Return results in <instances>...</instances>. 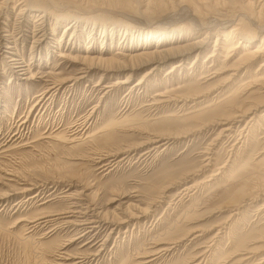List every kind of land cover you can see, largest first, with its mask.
<instances>
[{
  "label": "rangeland",
  "instance_id": "1",
  "mask_svg": "<svg viewBox=\"0 0 264 264\" xmlns=\"http://www.w3.org/2000/svg\"><path fill=\"white\" fill-rule=\"evenodd\" d=\"M129 1L0 0V264H264V0H225L213 15L231 21L210 26H192L188 8L150 13L171 0ZM116 26L135 37L123 44ZM163 29L203 46L140 85L155 63L78 73L88 54L154 49ZM231 117L234 131L221 132ZM82 216L93 227L71 222Z\"/></svg>",
  "mask_w": 264,
  "mask_h": 264
},
{
  "label": "bare ground",
  "instance_id": "2",
  "mask_svg": "<svg viewBox=\"0 0 264 264\" xmlns=\"http://www.w3.org/2000/svg\"><path fill=\"white\" fill-rule=\"evenodd\" d=\"M161 1V0H160ZM111 2L117 6H120L121 8H125V9H131V5L132 3L129 1V0H111ZM215 4L214 6H208L207 5V1L206 0H175L171 2L168 1V3H171V8L167 9V4H163V3H157L155 5H153L152 7H150V9L152 10V12H150L151 14H159L160 17L163 19L167 18V17H173V16H180L184 10H188L190 9L189 11L192 10L193 14H194V17L193 19L196 20L195 23L197 24H192V26H198V25H204V26H210V25H219V24H225L226 22L228 21H231L229 20L227 17L226 18H222V12H217L215 13L217 16H214V11L215 10H219L218 7L221 5V4H226V1H220V0H214ZM212 3V2H211ZM71 5V4H70ZM264 3L262 4V7H263ZM72 7V6H71ZM169 7V6H168ZM100 8V7H99ZM188 8V9H187ZM214 8V9H212ZM220 11V10H219ZM116 12V11H115ZM185 12V11H184ZM260 12V11H259ZM150 13H143V15L145 14H150ZM184 14V13H183ZM189 14V13H188ZM187 14V15H188ZM245 14V13H244ZM186 15V14H185ZM190 16V15H189ZM192 16V15H191ZM255 16V15H254ZM43 17V16H41ZM240 17V16H239ZM259 17V16H258ZM192 18V17H191ZM43 19V18H42ZM213 19V20H212ZM251 19V18H250ZM254 19V18H253ZM259 19V18H258ZM240 21L243 20L239 19ZM255 20V19H254ZM252 20V21H254ZM210 21V22H209ZM240 21L238 22V24H241ZM38 22V21H37ZM256 22V21H255ZM77 22H74L73 24V21L72 23L68 24L66 26V29H65V32L68 31L69 29L73 28L74 26H77L76 24ZM43 24V23H42ZM190 25V24H189ZM258 25V24H257ZM34 27H41V30L40 32H43L41 35L38 34V36L40 35V37H45L46 35V30H44V28L42 27L41 23H38L37 25H35ZM191 27V26H190ZM258 27H264V24H259ZM36 29V28H35ZM239 27L235 26L233 29H231V33H233L234 31L238 30ZM37 30V29H36ZM106 30V26L103 27L102 29V32H104ZM125 32V39L122 41V39L120 41L123 42V44L126 42V37L129 36V34H131V36L135 37L136 34H133L132 30L129 29V27H125V29H117V26L116 27H112L111 28V31L114 33L118 32L119 33L121 31ZM39 31V30H37ZM94 31V29L92 30ZM184 31V30H183ZM35 32V31H34ZM74 32V31H73ZM72 32V34H73ZM141 32L139 34H137V36H140L141 35ZM129 33V34H128ZM106 34V31L104 32V35ZM117 34V33H116ZM151 32L150 31H147L146 32V36L147 38H149ZM196 31H188L186 30L185 32V35H189V37L191 36H194L196 35ZM174 35H175V32H170V31H166L165 29L162 30L161 33H153V37L155 39V41L157 42L156 43V46L154 49H152L149 44H141V46H138L137 45H134L132 47V49L134 50H128L129 52L128 53H123L122 51H118L115 53V55L113 56H110L109 55L107 56V52L108 51H105L103 52V54L99 53L98 55H91V54H88L84 57H82V60H83V63L84 65H86V67H84L81 71H79L78 73L79 74H85L86 73V68H91V67H99V68H103V69H108L110 71H113L114 69H118V68H121L123 70L125 69H133L135 67H138V66H141L143 64H146V63H155V66L153 67V69H150L148 70L144 75L143 77L136 82V85H140L141 82H144L146 80V78H148V76L153 73L152 71L153 70H156L158 68H160L162 66V64H164L166 61H168L170 59V57H173V56H177V57H181L180 60H178L177 62H175L174 64H172V68L170 70V72L172 71H176L178 68L182 67L185 63H186V59L185 56L187 55V52L188 51H191L193 50L194 48H197V47H202L203 46V43L204 41L203 40H199V41H195V42H190V43H183V42H179V41H175L173 43V38H174ZM37 36V37H38ZM171 36V37H170ZM177 36V35H176ZM175 36V39H178V37ZM245 35H243L241 38H244L247 40V37L245 38L244 37ZM34 37V36H33ZM38 37V42L40 43L41 41L43 40H40L42 38ZM96 36L93 35V37H91V39H95ZM7 38V37H6ZM47 38V37H46ZM105 38V37H104ZM187 39V37H184V39ZM138 39V38H137ZM8 40V39H7ZM35 40V39H34ZM139 41H141V39L139 38L138 39ZM250 40V39H249ZM36 41V40H35ZM167 41H171L170 43V46H167V47H164L165 45L163 44L164 42H167ZM9 42V41H8ZM15 43V42H14ZM42 43V42H41ZM241 43V42H240ZM244 43V42H243ZM5 45V44H4ZM12 46V45H11ZM239 46H235V48H238ZM6 48H11L10 46H7ZM13 48V47H12ZM231 51V50H230ZM262 50L261 49H257L256 51H253L251 54H248L246 55L244 58L246 59L247 63L249 64H252L254 63L255 61L258 60V57L261 56V53ZM105 53V54H104ZM8 54V53H7ZM13 54V53H12ZM16 54V53H15ZM260 54V55H259ZM118 55H124L123 58L122 57H119ZM59 56H62L63 57V54H59ZM119 57V58H118ZM210 57V56H209ZM19 58V57H17ZM17 58H14V56H10L9 57V64L11 65V67L14 69V72L17 73V72H24V73H30V70H28V68L26 67L27 65L26 64H22ZM77 58V57H75ZM24 63V62H23ZM16 69V70H15ZM92 69V68H91ZM122 72H120L119 74L121 75ZM18 74V73H17ZM86 76V75H85ZM84 76H75L71 79H76L79 80V79H82ZM121 76H118L115 80V84H125L129 81V78L130 76H128L127 78H123V79H120ZM30 78H31V75H30ZM203 78V77H201ZM66 80H68L66 78ZM61 83L62 81H65L64 79L60 80ZM142 84V83H141ZM134 85V84H133ZM108 86V85H106ZM189 94H193V88H189ZM161 98H159L157 101H156V104H159V105H165V104H168L169 101L168 100H163L164 98H170L169 94H164V93H160L158 94ZM175 96H178L175 94ZM182 94L179 96L181 97ZM51 98V97H50ZM179 101V100H177ZM264 102H261L260 104H262ZM154 104V103H153ZM248 111V109H243L242 111V114H246V112ZM238 114V113H237ZM242 114H239V115H235L236 116H241ZM263 116V115H262ZM235 117V116H234ZM234 117H231L229 119H227L226 121V126L223 127V130H221V132H233V127H234V120L235 118ZM127 119V118H125ZM254 118H251L249 120H253ZM248 120V121H249ZM252 122V121H251ZM117 121L115 122H111L109 121L103 129H111L113 128L115 125H116ZM246 125L247 123L242 126V128H240V131L241 134L242 132L245 130V129H248L246 128ZM85 127V126H84ZM83 128V127H82ZM83 130V129H82ZM250 130V129H249ZM76 131V130H75ZM103 131V130H102ZM113 132V131H112ZM75 138L77 139V136H74L73 135V139L75 141ZM149 140H151V138H148ZM157 139V138H156ZM70 140V139H69ZM71 140V141H72ZM158 140H151V142H156ZM245 141V140H244ZM150 143V142H149ZM134 149V148H133ZM129 150V149H128ZM111 155V154H110ZM116 155V154H115ZM108 163V162H107ZM113 163V162H112ZM117 166V165H116ZM69 207V206H68ZM90 209V208H89ZM76 211V210H75ZM79 211V210H78ZM87 211V210H86ZM101 211V210H100ZM67 212H74V211H67ZM67 212H63V214H66ZM84 213V212H83ZM90 214V213H89ZM70 215V214H69ZM90 216V215H89ZM115 216V215H114ZM66 217H70V216H66ZM84 217V216H82ZM60 219V218H59ZM60 222V220H58ZM94 220H89L88 218H81L80 220L77 221H71V222H76L77 225H79L80 227L82 226V228L85 227V229H87L86 226H89V227H93V226H90ZM113 221V220H112ZM124 221V220H123ZM75 223V224H76ZM61 224V223H60ZM96 225V224H95ZM80 227H77L78 229ZM95 227V226H94ZM81 230V229H80ZM88 230V229H87ZM98 230V229H97ZM79 231V230H78ZM84 231V230H83ZM95 232V231H94ZM82 233V232H81ZM86 233V232H85ZM81 235V234H80ZM87 235V234H86ZM90 235V234H89ZM91 236V235H90ZM93 237V236H92ZM77 238V236H76ZM87 238V237H86ZM85 238V239H86ZM97 240V239H96ZM99 240V239H98ZM88 242V241H87ZM89 244V243H87ZM98 244V242H97ZM96 244V245H97ZM163 249V248H162ZM163 250H169L168 247L164 248ZM162 252V251H160ZM97 253V252H96ZM94 253V255L96 254ZM157 253V252H156ZM85 261V260H84ZM151 259H149L148 261L144 262V263H147V262H150ZM203 262V261H202ZM74 264V263H73Z\"/></svg>",
  "mask_w": 264,
  "mask_h": 264
}]
</instances>
